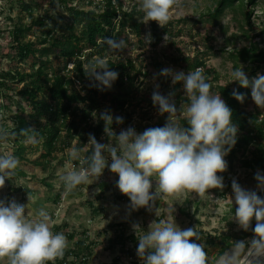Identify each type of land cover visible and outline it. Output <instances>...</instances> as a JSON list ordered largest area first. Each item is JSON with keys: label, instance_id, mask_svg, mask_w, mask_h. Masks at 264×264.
Returning a JSON list of instances; mask_svg holds the SVG:
<instances>
[{"label": "rangeland", "instance_id": "1", "mask_svg": "<svg viewBox=\"0 0 264 264\" xmlns=\"http://www.w3.org/2000/svg\"><path fill=\"white\" fill-rule=\"evenodd\" d=\"M27 1L0 0V72L8 69L9 65L15 66L19 70L28 72L30 70L29 61L20 64L10 59L13 55L11 46L15 36L13 35L14 28L20 26L26 28L32 20L42 19L45 14L51 15L53 18L57 17L58 22H64L67 15L63 9V1L69 2L76 8L89 10L93 9L100 0H54V7H51L49 2L40 4L38 7L36 6L31 15L23 11L20 6L21 2ZM36 1L39 4L42 0ZM89 1L94 4L87 5ZM121 1L124 9H130L132 6H135L137 10L139 8L138 0ZM214 4V0H178L177 5L170 12L169 23L172 25L173 35L164 36L163 41L156 47L150 45L149 23L144 24L140 37L142 43H138L137 37L132 34L127 36L125 51L119 57L130 59L138 76L135 77L131 87H126L121 92L128 99L124 113L115 110L107 100L101 101L100 110L96 112L87 126L81 125L78 132L68 139L65 131L60 134L59 140L66 141V146L60 150L58 147L57 151L47 160L39 158L42 153L41 147L35 149V145L28 141L27 136L23 138L22 143L25 149L21 155L22 159L19 160L20 165L16 169V175L6 181L5 187L0 189V198H14L18 203L27 205L26 214L29 211L35 215L41 208L50 213L54 221L53 232L63 233L68 241L66 250H72L77 254V256L72 253L68 254L64 263H60L61 260L58 258L54 262H50L51 264H142L136 255V248L138 246L137 238L143 232L138 231L136 234L132 225L138 223L144 231H147L153 221H167L171 219L172 215L174 222L181 230L196 227L198 232L212 236L232 235L234 240H238L242 236L244 230L240 229L234 220H231L235 212V204L231 203L232 180L235 178L243 188L256 191L258 196L264 197V191H259L256 188L254 179L256 173L242 167L239 154H227L224 157L227 168L224 172L217 173L218 176L223 177L224 187L222 190L210 189L208 194L206 193L202 197L188 192L172 197H163L157 200L150 210L139 208L132 211L130 215L126 211V206L129 204L128 197L121 194L116 187L118 176L110 173L107 168L96 181H94L95 178H92L88 183L79 185L71 194L65 193L64 186L59 180L62 173L70 170V164L79 167V161H69L68 149L76 147L82 156L89 152L86 145L88 137L89 134L93 135L91 129L99 122V114L102 111L108 110L112 116L117 115L123 118L122 124L114 125L113 122L111 125L116 134L129 126L141 133L146 128L165 125L168 114H158V106L153 107L151 101L154 83L159 84V92L162 95L167 96L172 92L173 84L170 78L156 77L154 79L155 74H158L162 69L170 67L187 73L188 71L179 63V59L197 55L217 75L218 79L213 83L211 92L218 94L216 86L233 84L229 81L230 73L234 68H239L242 65L244 69L248 66L230 57L233 50L249 45L255 36L254 40L259 48L264 49V37L259 36L264 28V0H256L253 7L250 19L251 25L254 27L253 30L245 25L238 11L231 9L222 13L216 26L202 22L201 14L212 9ZM241 26L244 27L243 30ZM43 31L42 28L31 26L23 42L38 41L42 38ZM78 32L79 28L75 33ZM243 32H247L248 37H245ZM108 54H110L109 50ZM96 58V56L92 57L89 62H93ZM49 60L54 68H62L61 59L50 55ZM67 68H71V65ZM85 69H87V64ZM257 74L264 75V64L260 66L254 76L247 74L248 79H253ZM86 84H90L88 78L82 82L83 86ZM9 86L13 89L18 88L16 84H9ZM108 90L117 93L113 87ZM181 91L184 96L182 84ZM13 94L10 91L7 93V99L0 97V128L10 132L15 128V115L26 117L30 112L28 108H24L23 112L20 111L19 108H23L24 104ZM172 99L174 100L173 96ZM125 115H129V117L127 118ZM27 122L30 121L27 119ZM15 136L9 137L7 140H0V154L8 152L14 154L15 146L12 145V142ZM96 140L103 144L113 142V137L106 136L104 132V122L103 132L98 135ZM152 183L154 190L155 180ZM120 231H123L125 238L122 247L113 242L115 235ZM67 235H73V238L68 239ZM129 237H132L133 240L128 239ZM252 237L253 232L250 231V235L242 240H250ZM80 242L91 246L87 252L78 247ZM217 252V249H210L209 261ZM0 264H7L6 258L0 260Z\"/></svg>", "mask_w": 264, "mask_h": 264}, {"label": "clouds", "instance_id": "2", "mask_svg": "<svg viewBox=\"0 0 264 264\" xmlns=\"http://www.w3.org/2000/svg\"><path fill=\"white\" fill-rule=\"evenodd\" d=\"M177 2L138 0V10L143 13L142 23L153 21L164 27L169 23L170 12ZM103 43L111 52L118 53L126 47L123 39L105 37ZM83 72L99 91L111 89L119 75L111 70L105 59L99 57ZM156 77L170 78L173 85L181 83L186 99L177 108L172 94L162 95L159 84L154 83L152 105L158 106V114H168L167 121L163 127L146 128L141 133L129 126L116 134L111 127L114 122L112 114L108 110L102 111L99 119L104 122L106 136L113 137V142L99 143L94 135L89 134L88 154L82 156L76 147L68 149L69 161H79V167L70 164V170L59 176L66 194H71L92 178L96 181L105 168L118 176L116 187L128 197L126 211L129 215L139 208L150 210L163 197L184 192L202 197L210 189H223V177L217 173L226 170L224 157L236 143L238 131L231 120L232 110L219 93L211 92L212 85L203 68L197 67L185 73L168 67L155 74L154 79ZM231 82L242 88L250 87L252 101L264 109V75L257 74L249 80L241 65L231 71ZM232 95L243 103L244 94L234 90ZM180 118L187 122L188 127L180 125ZM115 123L122 124L123 118L115 117ZM29 132L32 134L28 135ZM20 133L26 135L29 142L39 143L37 131L28 129ZM15 135V131L0 128V140ZM19 165L20 161L13 153L0 154V189L16 175ZM254 179L256 188L264 191V174L257 170ZM231 189V203L235 204L231 220L244 231H248L255 220L253 237L231 241L228 248L216 254L211 264H264V197L243 188L235 178ZM26 208L27 205L14 198H0V260L6 258L7 264H46L62 258L68 241L63 233L53 232L54 221L50 213L41 208L35 215L29 211L26 214ZM132 228L136 234L143 232L137 238L136 248L142 264H210L205 245L196 242L200 240L196 227L181 230L173 215L167 221H153L147 231L138 223H134Z\"/></svg>", "mask_w": 264, "mask_h": 264}, {"label": "trees", "instance_id": "3", "mask_svg": "<svg viewBox=\"0 0 264 264\" xmlns=\"http://www.w3.org/2000/svg\"><path fill=\"white\" fill-rule=\"evenodd\" d=\"M28 1L21 2L20 6L30 15L40 4L49 2L51 7L55 5L54 0H42L39 4L36 0ZM214 1L212 9L201 14L202 22L216 26L222 13L231 9L238 11L245 25L251 30L254 29L250 19L256 0ZM62 3L67 15L64 22H58L57 17L53 18V16L45 14L42 19L32 20L26 28L20 26L13 30L15 36L11 46L13 55L10 59L20 64L29 61V72L19 70L11 65L8 66V69L0 72V97L7 99V93L12 91L13 95L24 104L23 108H19L20 111L23 112L24 108H28L30 111L26 117L17 114L14 119L15 128L12 131L16 132V136L12 145L15 146L14 155L19 160L22 159L21 155L25 149L22 140L26 135L20 133L22 130L37 131L39 143L34 144L35 149L41 147L42 153L39 158L47 160L57 151L58 147L59 150L65 148L66 141L59 140L60 134L65 131L68 139L78 132L81 125L87 126L96 112L100 110L101 101L107 100L115 110L124 113L128 99L121 92L126 87H131L135 77L138 76L133 62L130 59L119 57L124 53L125 48L118 53L109 51L110 55L103 39L111 37L127 42V36L132 34L137 37L138 43H142L140 39L144 27L142 12L135 6L124 9L121 0H100L93 9L89 10L71 6L67 1ZM93 4V2H87L89 6ZM31 26L44 29V34L38 41L23 42ZM77 28H79V32L75 33ZM171 28V23L159 27L156 22L150 21L148 37L151 47L160 44L164 36L173 35ZM241 29L243 30L244 27L241 26ZM260 33L259 36L264 37V28ZM243 34L248 37L247 32H243ZM254 39L256 36L251 39L249 45L230 53V57L248 65L243 69L248 76H254L255 72L264 64V49L259 48ZM209 49L211 50V48ZM50 55L62 60V68H54L49 60ZM94 56L105 59L111 70L118 72V78L112 85L117 93L110 92L108 89L99 91L91 84L82 85L86 78L83 69L86 64L87 66L90 64L89 60ZM179 63L187 71L197 67L203 68L208 82L212 86L218 79L213 69L208 68L202 58L197 55L181 57ZM69 65L71 68H67ZM9 84H16L18 88L13 89ZM216 87L221 98L232 110L231 120L238 129L236 143L228 154H239L242 167L254 173L259 170L261 174H264V109L261 110L252 101L250 87L242 88L236 82ZM234 90L244 94L243 103L233 97ZM171 94L176 106L186 99L181 91L180 83L173 85ZM16 103L18 104V102ZM125 116L129 117V115ZM115 117L117 115L113 116L114 125H118L115 123ZM27 119L30 122H27ZM179 122L182 127H188L187 122L182 118L179 119ZM91 130L97 139L98 135L103 132V121L99 120ZM31 134V132L28 133V135ZM251 225L248 231H243L238 240H234L232 235L212 236L199 232L200 240L196 242L205 245L208 256L210 249H217V253H219L228 248L231 241H240L250 235V231L252 232V228L255 227V220ZM67 237L72 239L73 235H67ZM114 239L113 242L122 247L125 241L123 231L118 232ZM128 239L133 240L132 237ZM78 247L87 252L91 246L80 242ZM71 253L77 256L72 250H65L63 257L60 258V263H64L68 254ZM215 257L216 255L211 259L210 264ZM47 264L51 263L47 262Z\"/></svg>", "mask_w": 264, "mask_h": 264}, {"label": "built area", "instance_id": "4", "mask_svg": "<svg viewBox=\"0 0 264 264\" xmlns=\"http://www.w3.org/2000/svg\"><path fill=\"white\" fill-rule=\"evenodd\" d=\"M70 66V65H69Z\"/></svg>", "mask_w": 264, "mask_h": 264}]
</instances>
